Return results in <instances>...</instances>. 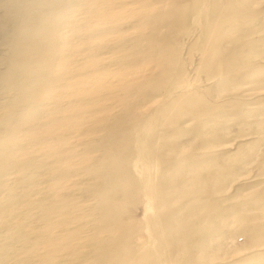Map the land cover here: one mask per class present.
<instances>
[{"label": "rangeland", "instance_id": "374dc122", "mask_svg": "<svg viewBox=\"0 0 264 264\" xmlns=\"http://www.w3.org/2000/svg\"><path fill=\"white\" fill-rule=\"evenodd\" d=\"M0 264H264V0H0Z\"/></svg>", "mask_w": 264, "mask_h": 264}]
</instances>
